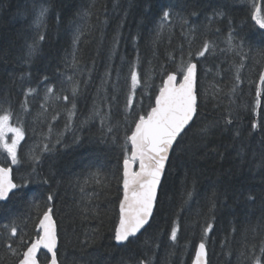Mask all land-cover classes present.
<instances>
[{"label": "trees", "instance_id": "obj_1", "mask_svg": "<svg viewBox=\"0 0 264 264\" xmlns=\"http://www.w3.org/2000/svg\"><path fill=\"white\" fill-rule=\"evenodd\" d=\"M164 2L167 0H0V114L11 106L13 126H20L16 122L18 116L25 131L20 150L43 153L38 171L48 176L51 168L55 173L50 187L38 183L30 187L37 203H42L49 191L55 193L51 207L58 226L57 254L64 264H122L144 258L145 252L154 255L153 264H192L202 239L210 264H245L241 252L252 244L259 247L264 239V132L250 128L254 120L264 119V96L260 98V107L252 110L259 74L264 72V31L251 19L252 0H188L201 12L190 20L198 29L192 49H199L205 38L216 45L215 52L195 59L201 91L207 88L209 96L201 104L200 118L173 151L151 226L130 244L119 245L112 238L118 223V204L123 198L122 185L114 178L121 171L117 163L121 153L118 145L107 150L99 146L97 138L106 126L101 125L98 117L89 116L105 72L119 68L121 75H126L137 51L142 82L136 90L132 111L143 114L154 102L166 77L153 71L145 88L144 71L160 65L174 70L169 53L178 57L179 46L183 44L186 50L188 46L179 25L174 24L171 34L166 27L153 48L158 7ZM225 2L229 5L227 19L206 18L211 16L212 8ZM256 2L264 8V0ZM41 4L49 9L45 40L36 56L26 61V45L34 36L30 26ZM229 21L235 30L233 45L242 40L243 47H228ZM78 27L83 31L76 45L81 62L78 71L82 75L76 78L82 83L75 98L76 115L66 127L71 104L54 98L46 101L42 79L47 76L49 83L56 86L53 97L68 95L71 99L70 84L65 81L61 86L60 81L74 75L66 62L71 61ZM117 35L119 43L113 53V38ZM238 65H243V83L238 95L232 98L233 110L238 106L239 111V121L232 127L242 129L244 135L234 138L233 131L213 130L202 137L200 129L219 119L229 105V97L224 93L235 83ZM29 87L36 92L28 96V110L23 111L20 105L25 102L24 92ZM105 87L111 105L110 123L119 144L125 134L126 86L122 79L118 93ZM217 87L222 89L218 99L211 95ZM113 95L117 97L115 101L110 99ZM53 116L56 118L52 119ZM58 136L62 143L55 145V151L44 152L43 146L51 148ZM74 137L80 138L79 143L73 142ZM26 170L13 166L17 182ZM95 172L99 176L94 178ZM97 179L100 183H96ZM92 193H96L91 203L97 215L82 214L81 208L87 204L82 198ZM250 195L255 197L254 201L248 200ZM213 202L216 208L210 212ZM8 207L20 218L31 215L27 228L18 235H25V239L34 237L36 210L24 207L15 198ZM8 221L7 215L0 216V234ZM176 222L179 231L173 242L170 231ZM208 223L213 228L205 234ZM253 227L257 228L255 233ZM97 229L100 235L95 242L85 244L86 234ZM153 244L159 247L153 250ZM42 254L49 255L44 250ZM14 260L0 243V264H14Z\"/></svg>", "mask_w": 264, "mask_h": 264}, {"label": "snow or ice", "instance_id": "obj_2", "mask_svg": "<svg viewBox=\"0 0 264 264\" xmlns=\"http://www.w3.org/2000/svg\"><path fill=\"white\" fill-rule=\"evenodd\" d=\"M229 5L225 2L223 5L212 8L211 16L206 17L210 21L215 18H228ZM196 9V5L185 0L184 3L179 0H167L160 3L158 7L159 20L156 27L155 36L152 40L153 48L159 42L161 34L167 30L172 32L174 24H178L181 34L187 41V50L181 44L178 48V57L171 53L168 55L169 61L175 65L174 70L168 71L165 65H160L157 69L149 68L144 71V87L148 86L151 79V73L157 71L166 77L163 79L162 87L158 95L154 97V102L150 103L149 109L143 114L140 111H132L133 101L136 100V90L141 86L140 57L137 51L135 62H129L126 75H121L119 68L109 69L104 74L101 89L98 90L97 101L93 104L89 119L99 118L102 126H106V131L97 138V143L102 149H110L119 146L121 156L118 158V165L121 171L114 175L118 184L122 185V196L118 204V223L113 229V239L121 245L133 243L138 239L141 230L150 227V221L153 219L154 208L158 203V191L161 190L162 178L165 175L166 166L169 162L170 154L175 148H179L180 142L191 130L194 123L200 118V107L202 102L206 101L209 96L207 88L201 91L198 79V65L196 58L205 57L206 53L215 52L216 45L214 42L204 39L202 46L192 49L198 31L196 25L190 23L191 18L198 17L201 12ZM49 9L41 4L35 12L32 25L34 36L31 43L26 45V61H31L39 52L41 44L45 40L44 32L46 31V17ZM251 19L264 31V8L257 4L256 0L251 3ZM82 15H87L83 13ZM217 31H219L217 29ZM229 21V31L227 44L229 48L243 47V41L240 44L233 45V32ZM83 34L81 28L76 29L73 38V52L71 61L66 62L67 67L74 70V75L65 76L60 81L61 86L66 81L70 84L71 99L68 95L53 97L55 85L49 83V77L42 79L44 86L45 100L56 99L67 101L71 108L67 111L68 125L71 124L73 117L76 115L75 98L81 90V80L76 78L79 73L80 60L76 55V45ZM119 43V35L113 38L112 52L116 50ZM151 63V62H149ZM243 65L236 66L235 83L224 95L229 97V105L226 106L225 112L219 119L209 121L207 125L200 129L202 137L208 136L213 130L233 131L234 138H242L244 133L240 128L233 127L239 121V111L233 110L232 98L238 95V89L243 81L240 77V68ZM115 71V77H113ZM123 79L126 86V99L124 104L125 111V134L123 142L118 144L119 138L113 134L114 126L110 123L111 105L108 103L109 97L105 86H110L114 93H118L121 88ZM36 92V89L27 88L24 92L25 102L20 105L23 111H27V98L30 94ZM222 89L217 87L211 93L213 98L218 99ZM256 100L253 111L261 105V97L264 96V72L259 74V87L256 90ZM116 95L110 99L116 100ZM151 99V98H150ZM139 102L142 104L143 97ZM130 117V119H129ZM53 116L52 119H55ZM13 111L11 106L3 110L0 114V216L7 215L9 221L4 225V231L0 234V243L7 252L15 257L14 264H64V261L58 258V234L57 223L53 219V209L51 202L54 199V191H49L42 203H37L36 198L32 195L31 185L41 184L51 186L55 173L49 169L48 176H43L38 168L42 163L43 153L38 154L35 150L23 152L20 150L21 141L24 140L25 131L22 121L17 116L16 122L20 126H13ZM82 121L81 123H86ZM250 128L252 131L260 130L264 132V119L254 120ZM130 132V134H129ZM12 134L9 142V134ZM80 138L74 137V143H79ZM61 137H57L55 144L50 148L47 144L43 146L44 152L55 151V145L61 144ZM131 151H128V148ZM122 161V164H121ZM7 165V166H6ZM138 165V170L133 171V166ZM13 166L17 168H26L24 174L17 178L13 176ZM93 177H98L99 172L92 173ZM87 183V181L85 182ZM96 183H100L97 179ZM81 192L84 189L81 188ZM189 197L191 193L187 194ZM96 193L85 194L82 200L86 199L87 204L82 206V214L97 215L96 208L92 206V199ZM20 201L24 207L36 210V220L34 221V237L25 239V235H18L27 228V221L31 219L20 218L12 212L8 205L13 203V199ZM248 200L254 201V196H248ZM216 204L213 202L210 212L214 211ZM213 228L208 223L204 228L207 234ZM179 231L178 222L171 228L170 240L175 242ZM255 233L256 227L252 228ZM100 235L99 230H93L86 234L85 244L95 242ZM147 244V242H146ZM158 244H153V250L158 248ZM46 250L50 255L42 254L41 250ZM206 245L203 241L198 245L196 252L195 264H206ZM245 264H264V239L261 240L259 247L256 244L248 246L245 251L241 252ZM154 255L148 252L144 253V258L138 260L123 261L122 264H153Z\"/></svg>", "mask_w": 264, "mask_h": 264}, {"label": "water", "instance_id": "obj_3", "mask_svg": "<svg viewBox=\"0 0 264 264\" xmlns=\"http://www.w3.org/2000/svg\"><path fill=\"white\" fill-rule=\"evenodd\" d=\"M172 154H173V152L170 154V158H169V162H170V159H171V156H172ZM169 162H168V164H167V166H166V168L168 167V165H169ZM136 170H138V165H134L133 166V171H136ZM167 170V169H166ZM165 174H166V171H165ZM164 177H165V175H164ZM164 177L162 178V183H163V180H164ZM162 186V185H161ZM159 193H160V190L158 191V197H159ZM155 209L156 208H154V213H155ZM154 213H153V216H154ZM53 219L55 220V218L53 217ZM56 221V220H55ZM152 221V220H151ZM151 221H150V223H151ZM57 223V222H56ZM148 226H146V228H147ZM144 232V230H141V233H139L138 234V236L140 235V234H142ZM57 233H58V226H57ZM59 238V237H58ZM117 243V242H116ZM117 244H119V243H117ZM119 245H121V244H119ZM206 245V244H205ZM58 246H59V239H58ZM57 246V247H58ZM59 248V247H58ZM41 251H43V249L41 250ZM45 252H46V250H44ZM197 251H198V248H197ZM208 252V248H207V245H206V253ZM196 253V252H195ZM50 255V254H49ZM195 261H196V255H195V258H194V261H193V263L192 264H195ZM206 264H210L209 263V253H207V255H206Z\"/></svg>", "mask_w": 264, "mask_h": 264}, {"label": "rangeland", "instance_id": "obj_4", "mask_svg": "<svg viewBox=\"0 0 264 264\" xmlns=\"http://www.w3.org/2000/svg\"><path fill=\"white\" fill-rule=\"evenodd\" d=\"M11 136H12V134L10 133V134H9V142H10V140H11Z\"/></svg>", "mask_w": 264, "mask_h": 264}, {"label": "bare ground", "instance_id": "obj_5", "mask_svg": "<svg viewBox=\"0 0 264 264\" xmlns=\"http://www.w3.org/2000/svg\"><path fill=\"white\" fill-rule=\"evenodd\" d=\"M242 10V9H241ZM245 28V27H244ZM223 40V39H222ZM33 124V123H32ZM59 162V161H58ZM55 165V164H54ZM46 173V172H45Z\"/></svg>", "mask_w": 264, "mask_h": 264}]
</instances>
